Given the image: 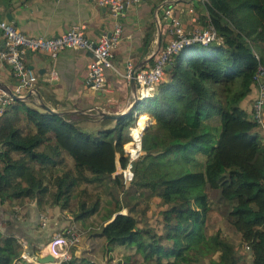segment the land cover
Listing matches in <instances>:
<instances>
[{"label":"trees","instance_id":"16d2710c","mask_svg":"<svg viewBox=\"0 0 264 264\" xmlns=\"http://www.w3.org/2000/svg\"><path fill=\"white\" fill-rule=\"evenodd\" d=\"M203 2L204 23L219 38L173 53L153 93L136 99L114 126L91 133L39 104L13 98L5 105L0 112V203L31 196L40 205L49 197L50 204L65 208L72 194L87 195L80 184L89 183L92 198L79 194L76 199L73 217L81 219L98 208L100 193L112 195L111 182L123 196H113L104 214L108 220L98 228L104 251L111 243L130 245L144 264H191L216 252L209 264H245L219 228L204 229L214 198L249 249L248 264H264V142L250 109L238 103L254 83L256 65H264V0ZM134 109L149 112L152 122L142 130L141 151L124 185L114 172V153L119 152L122 166V143L129 137ZM195 153L203 155L202 168L185 170ZM64 155L71 166L64 164ZM125 193L144 201L156 196L155 225L139 224ZM148 230L152 240L146 239ZM20 250L16 234L0 228V264H11Z\"/></svg>","mask_w":264,"mask_h":264},{"label":"crops","instance_id":"0c3cea01","mask_svg":"<svg viewBox=\"0 0 264 264\" xmlns=\"http://www.w3.org/2000/svg\"><path fill=\"white\" fill-rule=\"evenodd\" d=\"M167 5L172 6L174 14L178 16L184 28L205 24L203 15L206 11L203 0H140L130 5L118 16L120 35L111 49L110 60L117 71L109 67L104 68L105 80L103 88L100 89L93 88L86 82L88 62L91 58L88 49L63 47L55 56L40 50L24 52V62L35 75L34 93L28 96V102L34 104L32 101L37 99L39 103L36 105L44 104L49 109L64 113L91 133L114 126L115 118L103 117L99 111L125 112L134 104L135 83L124 78L120 71L127 61L133 67L151 62L152 51L165 41L168 34V21L162 14V9ZM8 6L10 18L5 15ZM2 17L10 20L25 33L43 35L57 34L69 25L79 22L84 25L86 35L92 39L102 33L109 34L114 19L106 7L96 5L91 0H0V18ZM1 43L0 35V46ZM163 78L165 73L161 79ZM16 83L17 78L11 73L8 64L0 59V90H12ZM254 94L255 84L252 83L248 94L238 102L247 112ZM135 110L132 113L134 118L140 112H145L147 116H141L139 119L147 118L151 124L152 117L149 112ZM256 130L264 142L262 130ZM118 156L119 152L115 151L114 172L119 167ZM25 197L27 198L7 199L14 206V209H10L12 215H17L14 211L20 209L24 216L20 224H12L17 231L7 225H0V228L13 231L21 243L20 252L24 256L16 257L13 264H39L35 256L47 253L43 245L49 235H44L42 229L49 226L53 232L58 224L69 220L70 217L68 213L61 215L60 212L64 209L50 204L47 198L37 205L33 197ZM104 207L107 208L108 204ZM106 208L99 217L101 223L98 222L99 225L95 226L97 230L90 235L89 240H81L80 243H74L73 248V245L70 247L74 257L72 262L67 264H89L88 260L98 264H124L123 260L126 261L128 256L136 259L129 252H117L123 244L111 243L109 249L103 250L104 240L98 233V228L108 220L104 215ZM40 214L44 215L43 223L39 221ZM71 222L68 224L74 226L72 218ZM68 224L64 223L62 226ZM101 250L104 251L102 254ZM133 263L140 264L137 259Z\"/></svg>","mask_w":264,"mask_h":264},{"label":"built area","instance_id":"2783aa9c","mask_svg":"<svg viewBox=\"0 0 264 264\" xmlns=\"http://www.w3.org/2000/svg\"><path fill=\"white\" fill-rule=\"evenodd\" d=\"M96 5L106 7L114 17L113 26L109 34H100L97 38H89L82 23L76 22L57 34H28L16 27L10 20L0 18V35L2 43L0 46V59L8 64L11 73L17 78V83L11 92L16 98L28 102L29 95L34 93L35 75L27 68L24 62V52L40 50L47 52L50 56L63 47H78L90 50L91 58L88 62L86 82L93 88L100 89L104 85V68L113 66L110 55L111 49L118 41L120 35V22L118 16L123 14L126 8L140 0H91ZM190 9V8H189ZM163 17L168 21V34L165 41L152 51V60L144 66L133 67L128 61L120 71V74L129 79L133 78L135 83L134 99H141L151 95L157 82L164 74V64L169 62L172 54L190 43L205 44L219 38L215 28L211 24L194 25L184 28L177 15L174 14L172 6L167 5L162 9ZM52 72V69L51 71ZM255 84V94L250 104V115L264 134V65L258 63L252 74ZM13 100L6 91L0 90V112L5 105ZM38 100L32 101L36 104ZM145 118L143 124L137 129L136 137L132 136L131 129L138 126V116L134 118L133 124L128 128L129 137L122 143V152L126 160L122 166L119 165L116 172L119 173L123 184H127L132 178L131 162L140 153V135L147 126ZM132 140L126 150L127 142ZM119 211H121L119 209ZM122 212V211H121ZM40 222H44V216L40 214ZM78 239V232L72 224L62 227L50 233L44 242L45 250L53 257V263L69 260L71 257L70 246ZM246 246V245H245ZM20 256H24L22 252Z\"/></svg>","mask_w":264,"mask_h":264},{"label":"rangeland","instance_id":"374dc122","mask_svg":"<svg viewBox=\"0 0 264 264\" xmlns=\"http://www.w3.org/2000/svg\"><path fill=\"white\" fill-rule=\"evenodd\" d=\"M142 120L143 119H141V121ZM141 121H140V123H141ZM217 123H218V121H217ZM77 125L83 129L82 124L78 123ZM64 156H65L64 157V161H65L64 164L67 166H71L72 165L71 158L68 155H64ZM194 156H195L196 160H189V161L185 162V166H184L185 170L186 169L187 170H195V169H201L202 168L203 155L195 153ZM109 185L111 188L110 190L112 191V195L106 194V193H100L98 208L92 214H90L89 216H87L85 218L75 219L73 217V213L78 209L76 199L79 198L80 193L72 194L67 205L65 206V208H60L57 205L60 209H64V211L60 212L61 215L64 216V215H66V213H68L70 218H69V220L64 221L63 223L58 224L56 230H60L62 227H64V226H62L64 223H67V224L72 223L71 222V218H72L74 220L73 224L76 227L75 230L78 232V239L75 241V243H80L81 240H89L90 235L94 234L93 232L97 230V227H95V226L96 225L98 226L99 223H101V222H99V219H100L99 217L102 214V212L104 211V209L106 208L104 206L106 204H108V207L112 206L113 205V198L115 196L118 199L122 198V196H123V194L121 193V190L114 188L113 183L109 182ZM80 186H84L85 191L87 192V195L84 194L83 192H81L80 196L85 197L86 200H89L90 198H92L91 196H92V193L94 190L92 185L89 183H81ZM206 190L208 191L207 188H206ZM127 193H130V192H127ZM127 193H125L124 196L126 195V198L128 199L129 204H132V206L135 207L133 209V213L138 218L139 224L140 225H147V226H151V227L153 225H155L157 222L156 218H158L156 213H157L158 209L160 208V205H158V203H157L158 199L156 198V196H152L147 201H144V200H138L137 198L133 197L131 194H127ZM21 198H27V197L24 196ZM47 199L49 200V197ZM121 200H123V199H121ZM162 206H164V205H162ZM219 206H220V204L216 203V200L214 198H212L211 199V210L207 213V216H206V219L204 222V229L208 233V232H213L216 228H219L220 233L224 234V236L227 239L231 240L233 242L234 246L244 255L245 264H248L250 261L249 249L247 248V246H244L242 244L241 240L239 239L238 233L234 232L229 227V225L225 219V215L222 212L221 207H219ZM142 208H143V210H142ZM10 209L11 210L14 209V206L12 205L10 200H4L0 203V225H7V227L10 226V229L13 228L15 231H17L15 227H12V224H20V222L23 220L24 216H23V213L20 211V209H16L14 211V212H16L17 215H15V214L12 215V212L10 211ZM42 210L46 213V210H44V208ZM120 210H122V212L125 211V209L123 207H121ZM141 210H142V212H141ZM41 215H43V214H41ZM5 217H6V219H5ZM147 222H149L150 225L147 224ZM54 231L55 230H53V232ZM41 232L44 235H46V234L48 235V234L52 233V230L48 226V227H44ZM150 232L151 231H149V230L147 232H145L147 240H152V234ZM74 246L75 245H73L71 248H73ZM103 252L104 251L101 250L100 254H102ZM117 252H122V253L129 252L133 256L136 257L137 262H139L140 264H144L143 261H141V259H140L141 256L139 257V255H140L139 252L135 251L133 246L123 245L122 247L117 249ZM215 255H216V252H212L210 254L207 253L200 258V261L193 262L191 264H209L208 257L209 256H215ZM136 259H134L132 256H128L126 258V261L123 260V263L124 264H132V262H134ZM13 261L11 262V264H13ZM24 264H27V263H24ZM49 264H54V263L52 261ZM133 264H136V263H133ZM175 264H182V263H175Z\"/></svg>","mask_w":264,"mask_h":264},{"label":"water","instance_id":"95a60500","mask_svg":"<svg viewBox=\"0 0 264 264\" xmlns=\"http://www.w3.org/2000/svg\"><path fill=\"white\" fill-rule=\"evenodd\" d=\"M9 9H10V7L8 6V7L6 8V11H5V15L7 16V18H10ZM157 41H158V36H157ZM169 66H170V62H166V63L164 64V69L168 68ZM129 81H130L131 83H134V80H133L132 77L129 78ZM6 92L9 93V94L12 96V98H16V96L11 92V90H6ZM40 106L43 107V108H48V107L45 106L44 104H41ZM48 109H49V108H48ZM51 110H52V109H51ZM135 111H137V110H135ZM121 113H123V112H108V111H105V110H100V111H99V114H100L101 116H103V117H109V118H116V117H118ZM148 124H150V122H149ZM113 214H114V213H112V215H113ZM36 261H37L39 264H49V263H51V262L53 261V257H52V255H51L50 253H48V252L45 253V254H38V255H36Z\"/></svg>","mask_w":264,"mask_h":264},{"label":"bare ground","instance_id":"6f19581e","mask_svg":"<svg viewBox=\"0 0 264 264\" xmlns=\"http://www.w3.org/2000/svg\"><path fill=\"white\" fill-rule=\"evenodd\" d=\"M141 116H142V115H138V126H134V127H132V129H131V133H132V136H133V137H136V134H138L137 129L139 128L140 125L143 124V121H144V120L141 121V119H139ZM140 121H141L142 124L140 123ZM131 141H132V140H130L129 142H127V144H126V145H127L126 150H129L128 146H130V145H128V144H129Z\"/></svg>","mask_w":264,"mask_h":264}]
</instances>
